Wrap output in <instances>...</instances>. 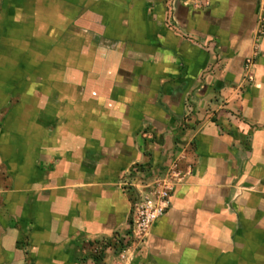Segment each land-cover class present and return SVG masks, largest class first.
I'll use <instances>...</instances> for the list:
<instances>
[{"label": "crops", "instance_id": "0c3cea01", "mask_svg": "<svg viewBox=\"0 0 264 264\" xmlns=\"http://www.w3.org/2000/svg\"><path fill=\"white\" fill-rule=\"evenodd\" d=\"M193 1L0 0V264H264L262 1ZM172 159L121 250V180Z\"/></svg>", "mask_w": 264, "mask_h": 264}, {"label": "built area", "instance_id": "2783aa9c", "mask_svg": "<svg viewBox=\"0 0 264 264\" xmlns=\"http://www.w3.org/2000/svg\"><path fill=\"white\" fill-rule=\"evenodd\" d=\"M261 1V13L257 16L252 52L242 66L243 81L246 84L251 82L249 70L264 34V0ZM193 4L197 7L205 5L204 1L199 3L197 0H194ZM177 160L172 159L159 172L151 171V168L147 167L133 166L121 180L122 191L128 195V228L119 245L122 247L121 250L142 245L154 223L165 213L173 188L190 171L188 167L185 171H181ZM136 174L142 176L135 178Z\"/></svg>", "mask_w": 264, "mask_h": 264}]
</instances>
